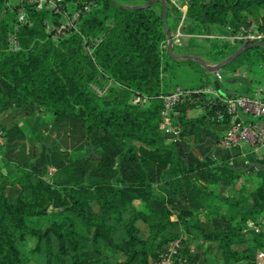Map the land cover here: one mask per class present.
<instances>
[{
	"label": "trees",
	"instance_id": "obj_1",
	"mask_svg": "<svg viewBox=\"0 0 264 264\" xmlns=\"http://www.w3.org/2000/svg\"><path fill=\"white\" fill-rule=\"evenodd\" d=\"M66 1L80 8V33L59 38L45 21L58 25L62 14L39 11L27 0H0V108L11 109L15 123L21 122L8 133L3 125L4 138L14 147L15 140H27L32 157L41 162L10 160L3 151L0 264H156L175 241L181 254L198 264H208L213 251L220 264H257L264 232L243 228L249 219H264V174L253 189L238 181L249 166L264 170V157L250 155L246 165L241 149L220 145L232 117L226 112L217 120L224 108L207 94L174 106L177 141L160 128V96L179 86L170 82L175 66L208 71L193 59L171 56L161 2L128 10L119 4L151 0ZM19 6L29 23L17 30L20 49L11 50L8 35ZM166 9L172 34L184 12L170 0ZM186 9V32L235 34L253 26L264 0H187ZM258 28L264 30V22ZM95 38L100 40L89 55L85 39ZM197 39L207 38L189 37L174 51L217 64L244 44L216 37L202 45ZM259 68L264 47L258 45L240 51L220 71L233 77ZM229 79L225 86L220 82L224 92L257 95L252 86L242 91L241 82L229 88ZM139 95L148 101L134 104ZM197 109L202 113L194 115ZM44 115L50 134L42 132ZM62 131L81 141L72 152L59 149L58 159L56 151L46 154L47 141L52 134L63 138ZM55 164L50 174L48 167ZM139 221L148 227L146 237ZM197 239L203 241L194 250Z\"/></svg>",
	"mask_w": 264,
	"mask_h": 264
},
{
	"label": "built area",
	"instance_id": "obj_2",
	"mask_svg": "<svg viewBox=\"0 0 264 264\" xmlns=\"http://www.w3.org/2000/svg\"><path fill=\"white\" fill-rule=\"evenodd\" d=\"M20 4L24 0H17ZM30 4L36 6L39 11H52L63 15V20L58 25H52L48 20L45 21V26L47 31H54L56 36L63 38L71 35L73 32H79L80 25V8L74 2H67L66 0H27ZM172 4H175L179 9L184 12L182 20L175 27V31L171 34L173 45L182 46L184 44V39L189 37H201V38H222L231 42H236L237 40L243 41V43L254 42L264 39V30H256L252 26L250 28L241 27V29L233 34L231 32H218L216 35H194L187 33L183 28L184 17L186 13V4L178 3L176 0H170ZM70 8L69 11L66 8ZM88 10V7L85 6ZM18 22L15 28L8 35V49L19 50L20 42L17 35V30L20 26L29 23L28 13L23 6H19L17 9ZM99 38L91 40L85 39L84 52L92 55V51L95 45L99 42ZM168 43V41H167ZM215 80L220 82L224 80V75L219 70L215 73ZM93 88L99 92H106V87L104 90L100 91L95 85ZM262 91H259V94ZM197 94H207L211 99L212 103L215 105H220L224 108L223 110H218L217 120H224L226 117V112L232 117V124L230 128L225 132V135L220 141V145L225 148L238 147L243 151L247 148V153L254 155L255 157L261 159L264 157V97L259 95L252 97L249 95H238L236 97L226 98L220 91H217L214 86L197 88V90L191 91L180 86H177L174 91L168 94H162L160 97L163 101V108L161 110V123L160 128L167 134L172 141H177L180 138V130L174 122L172 115V110L174 106L182 101L193 98ZM148 97L136 96L133 103H146ZM4 130L0 126V158H2V146L4 145ZM1 160V159H0ZM50 169V174L53 172ZM243 231H251L257 234L264 232V219L256 221L254 219H249L243 228ZM181 243L175 241L167 251L163 252L159 256V260L156 264H198L190 261L188 258L184 257L180 252ZM257 264H264V248L257 254Z\"/></svg>",
	"mask_w": 264,
	"mask_h": 264
},
{
	"label": "rangeland",
	"instance_id": "obj_3",
	"mask_svg": "<svg viewBox=\"0 0 264 264\" xmlns=\"http://www.w3.org/2000/svg\"><path fill=\"white\" fill-rule=\"evenodd\" d=\"M178 3H186V0H176ZM264 22V9H259L257 14H255L253 16L252 19V27L256 30H258V26L261 25ZM211 38H207V39H197L195 44H202V45H209L211 43ZM175 49L178 50V48H180L181 46L179 45H175L174 46ZM173 71V75H172V79H170V82L173 86H176V84H178L180 87H185V88H190L193 86H197L198 84L202 83L203 81H208V80H212L213 82L215 81V73L214 72H206L198 67L193 68L191 66H189L188 64H181L179 66H175V69L172 70ZM230 74H228V76L224 77V86L227 83L228 79L229 82H233V84H230L228 87L229 88H233V89H237L239 88L238 86H240V82L243 83L244 88L242 91H245L246 89L250 88L251 86L253 87L254 90L257 91V94H259V91H262V93L259 94L260 97H264V68H259V69H255L254 71H248V74L246 75H237V76H231ZM169 77V75H168ZM237 87V88H236ZM13 111L10 110H2L0 108V126L2 127L3 125H5L7 127L6 132H11L14 131L16 129H18L19 127H17V125H19L21 122H19L18 124L15 123L16 120L15 118L11 117V113ZM201 109H197L194 112V115L200 114ZM45 116V115H44ZM18 121V119H17ZM40 124L43 125V129L42 132H46V134H50V132L48 131V128L50 127V118L48 116L43 117V123L40 122ZM21 127V126H20ZM45 130V131H44ZM5 136H9V134ZM29 135V133H28ZM27 135V137H28ZM62 136L63 138H59L56 137L55 134H52L51 139H48L47 141V149H46V154H51L50 152L56 151L58 152L57 157L59 155V151H74V148L79 147L80 145V139L78 138H70V136H68V134L64 131H62ZM77 137V136H76ZM6 140H4V145L2 146V158L4 156L3 151L5 152L6 156L8 158L11 159H15L17 161L20 162H24L26 159L27 160H31V163H33V165H41V162H37V157H32L31 153H32V149L30 144L28 143L27 140H15V142H18L17 146H12V143L10 144L9 138L5 137ZM3 136V139H5ZM7 143V144H6ZM49 149V150H48ZM60 149V150H59ZM247 148L243 149V151H241L242 153V158H244L246 160L245 164H249V156L251 154H247L246 152ZM51 157V156H50ZM49 157V160L52 159ZM2 158H0L2 160ZM55 158V157H53ZM56 159V158H55ZM59 159V157H58ZM48 160V162H49ZM246 165H244V167H246ZM4 167V165H3ZM50 169L56 168V164L55 165H49ZM250 169V171H246L241 178L238 181V186H241V183H246L247 187L249 189H253L256 185V183L258 181L261 180V177L264 174V170L260 167H253V170L251 171L250 166L247 167ZM136 207L141 208L142 207V202L140 200H137V202L135 203ZM140 228H141V234L143 237H146L148 234V227L142 222L139 221L138 222ZM203 240L201 239H197L193 245L191 246L192 249L196 250L197 246L199 244H201ZM35 243V241L31 240L30 245L33 246ZM208 264H220L219 259L216 257L214 251L211 252L208 255Z\"/></svg>",
	"mask_w": 264,
	"mask_h": 264
},
{
	"label": "water",
	"instance_id": "obj_4",
	"mask_svg": "<svg viewBox=\"0 0 264 264\" xmlns=\"http://www.w3.org/2000/svg\"><path fill=\"white\" fill-rule=\"evenodd\" d=\"M114 2H117L116 0H113ZM157 1H160L162 4V9H163V14H164V21H165V27L167 30V41H168V48L170 51L171 56L173 57H177V58H185V59H193L195 61H197L198 63H200L204 68H206L208 71L210 72H214L216 73L217 71H219L220 69H222L226 64L230 63L231 61H233L234 59L237 58L238 54L240 53V51L246 50L248 48L254 47V46H263L264 47V41L263 40H258V41H254V42H249V43H244L239 50L233 54L232 56L228 57L227 59L218 62L217 64H209L207 63L203 58H201L198 55H189V54H180V53H176L174 51V45L172 42V38H171V30H169V26L166 20V6H167V0H151L145 4L142 5H132V6H126V5H122L119 4L120 7L124 8V9H132V8H146L149 6H152L154 3H156ZM214 87L217 91H220L221 94L226 97V98H231L232 95L228 94L226 92H224L221 88V84L219 80H215L214 81Z\"/></svg>",
	"mask_w": 264,
	"mask_h": 264
},
{
	"label": "crops",
	"instance_id": "obj_5",
	"mask_svg": "<svg viewBox=\"0 0 264 264\" xmlns=\"http://www.w3.org/2000/svg\"><path fill=\"white\" fill-rule=\"evenodd\" d=\"M186 1H187V0H186ZM182 4H183V3H182ZM185 4H186V3H185ZM187 33H190V34H192V31H189V32H187ZM257 95H259V94H257ZM257 95H256V96H257Z\"/></svg>",
	"mask_w": 264,
	"mask_h": 264
}]
</instances>
